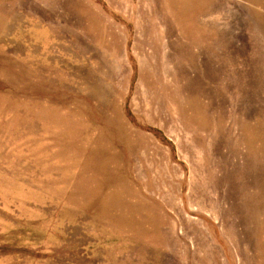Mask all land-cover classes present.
<instances>
[{
    "label": "rangeland",
    "instance_id": "rangeland-1",
    "mask_svg": "<svg viewBox=\"0 0 264 264\" xmlns=\"http://www.w3.org/2000/svg\"><path fill=\"white\" fill-rule=\"evenodd\" d=\"M0 264H264V0H0Z\"/></svg>",
    "mask_w": 264,
    "mask_h": 264
}]
</instances>
